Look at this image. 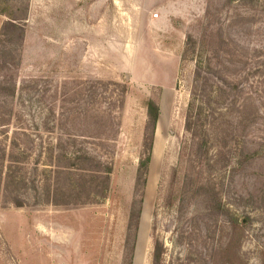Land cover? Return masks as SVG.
<instances>
[{"label": "rangeland", "instance_id": "rangeland-1", "mask_svg": "<svg viewBox=\"0 0 264 264\" xmlns=\"http://www.w3.org/2000/svg\"><path fill=\"white\" fill-rule=\"evenodd\" d=\"M204 57L240 87L236 126L200 147ZM77 148L107 189L46 203V178H80L54 172ZM1 177L0 264H153L155 239L161 264H264V0H0Z\"/></svg>", "mask_w": 264, "mask_h": 264}, {"label": "trees", "instance_id": "trees-1", "mask_svg": "<svg viewBox=\"0 0 264 264\" xmlns=\"http://www.w3.org/2000/svg\"><path fill=\"white\" fill-rule=\"evenodd\" d=\"M189 40L193 41L192 38H189ZM203 44L207 46L208 42L204 40ZM204 58L197 61V69L194 75L191 100L189 103L186 120L187 130L190 131L194 137L202 139L200 147L207 144L205 137H209V133L207 130V127L209 125H216L215 127H217L218 124V128H216V130L218 131L219 128L226 131V129L232 127L234 128V126H236L233 119L229 116L232 115L229 114V109L236 107L238 95L235 92H237L240 87L237 82H230L228 79L222 77V75H220V71H217L216 68H214V64L211 62V58ZM203 65L206 67V69L203 67ZM214 78H216L215 81ZM159 113V105L155 101L150 100L148 102V122L146 128L151 130V134L146 136L145 140L149 148V153L140 160L138 169L139 176H143V180H145V182L146 175L148 173V166L151 160L150 150L153 146L154 131L157 126ZM226 117H228L229 120ZM225 122H228V124H224ZM212 129L215 128L212 127ZM216 134L219 135L220 133ZM224 143L228 146L229 141L225 139ZM70 159V165H61L59 169L54 171L56 173L55 177L59 178L61 174H67V177L69 179L70 175H74L76 173L80 178L76 179L74 176L73 179L69 180V186H67V184L64 186L59 185L58 182L55 183V179L52 181L51 178H46L43 184L44 187L42 188L43 195H45L47 198L46 203H52L56 205L76 203L77 201L68 198H72L73 196H82L83 191L86 189H90L91 192H93L92 190L93 188H95V192L97 193L98 188L101 187L100 185L96 186L98 182H101L99 181L100 178L105 179V186L101 188V191L107 189L106 181L108 183L109 174H111L112 172V169L110 167L106 166L105 170L101 171L100 169H98L102 165L101 161L97 162V164L93 165L92 167H90L91 165H89L88 167H79L78 164L82 162L84 163L87 161H95L79 148L75 149V151L71 153ZM86 171H91L90 179L86 178L89 175L84 174L88 173ZM13 174H16V171L10 169L6 177L8 182H11L16 178V176H14ZM21 180L22 184L24 185L25 180L22 178ZM1 186L2 177L0 179V187ZM86 194H89L88 196H90V194L92 193ZM63 196L66 198V200H61ZM89 200L85 202H89ZM18 204L21 205L20 203ZM140 212L141 209L138 210V212H133L131 214L132 221L140 217ZM161 263L162 244L158 239H155L153 264Z\"/></svg>", "mask_w": 264, "mask_h": 264}, {"label": "built area", "instance_id": "built-area-1", "mask_svg": "<svg viewBox=\"0 0 264 264\" xmlns=\"http://www.w3.org/2000/svg\"><path fill=\"white\" fill-rule=\"evenodd\" d=\"M155 16H158L157 14Z\"/></svg>", "mask_w": 264, "mask_h": 264}]
</instances>
